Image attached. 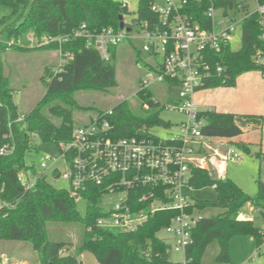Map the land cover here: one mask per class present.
I'll return each instance as SVG.
<instances>
[{"label": "trees", "instance_id": "1", "mask_svg": "<svg viewBox=\"0 0 264 264\" xmlns=\"http://www.w3.org/2000/svg\"><path fill=\"white\" fill-rule=\"evenodd\" d=\"M152 0H137L136 16L138 20L153 22L156 16L150 11ZM264 5V0H255ZM243 0H211L213 6L222 9L224 14L247 10ZM1 5L11 8V17L0 20V35L5 41L14 39L25 44V37L32 32L37 37L66 35L80 29L82 25L91 32L103 28L118 30L119 17L128 13L124 2L115 0H0ZM210 3L202 1L191 3L186 11L202 27H207L206 11ZM241 6V9L238 7ZM15 17V18H14ZM258 15L253 13L243 20L240 28V48L233 51L231 45L219 55H213L212 67L220 66L225 71L226 83L220 78H212L203 84L201 90L219 87H233L243 74L259 72L264 75V64H256V51L264 52V43L260 41ZM26 45V44H25ZM24 45V47H25ZM13 42L12 50L27 52ZM57 45L39 50H58ZM7 49L0 44V56ZM63 54H72V60L54 72L44 70L41 78L45 84V93L34 107L22 114L13 101V90L8 86V79L0 61V146L7 135L15 145V151L9 156H0V240L18 241L31 245L38 255V264H83L80 256L90 253L98 264H177L166 253L167 245L156 237L157 232L170 224L175 215L172 212H158L138 230L120 233L115 230L96 228L97 218L104 215L97 207L101 197L98 189L89 188L82 197L86 200V213L83 217L75 208V198L68 191L54 188L44 176L39 178L32 190L25 191L18 183V174L33 167L25 165L26 155L33 149V142L38 138L58 149L60 144L71 140L74 129L75 110L81 108L75 95L79 92L107 93L117 85L115 52L111 58L103 61L99 54L86 47L84 39L71 40L60 47ZM37 49H34L35 51ZM146 68L153 70L150 64ZM58 67V66H57ZM155 71V70H153ZM45 77L47 80H45ZM163 84H171L163 82ZM142 100L147 115L132 116L125 102H120L107 117L111 131L109 137L123 139L136 137L138 132H145L150 127H170L159 118V102L149 99L148 89L136 93ZM149 99V100H148ZM264 100V95H263ZM178 101V100H177ZM105 112L92 117L87 125L100 118ZM23 120L18 122V118ZM198 118L204 122L202 135L206 138H219L230 141L236 150L251 154L252 145L260 147L261 133L257 142H233L247 129L259 130L263 125L261 115H235L212 110L201 111ZM147 134V133H146ZM264 154L259 148L254 157ZM190 186L194 190L213 187L216 197L212 201H194L190 210L202 212L206 209H220L218 216L201 218L192 230V243L186 250L189 264H201L206 249L212 243L218 247L215 261L229 263V244L234 237H253L259 249L264 240L262 230L256 228L251 220L240 219L239 215L246 206L254 210L264 209V182L257 181V192L250 196L236 184L226 178H213L207 170L193 169ZM49 224H75L83 232L76 246L66 240L49 239Z\"/></svg>", "mask_w": 264, "mask_h": 264}, {"label": "built area", "instance_id": "2", "mask_svg": "<svg viewBox=\"0 0 264 264\" xmlns=\"http://www.w3.org/2000/svg\"><path fill=\"white\" fill-rule=\"evenodd\" d=\"M202 1L210 3L205 13L207 27H202L186 11L191 3ZM149 8L156 20L148 22L136 16L130 24L124 22L125 28L131 29L130 33L112 28L91 33L82 25L60 36L37 37L30 32L25 37V47L34 50L57 45L59 71L73 58L72 54H63L60 49L71 40L84 39L86 47L94 49L105 62L110 60L111 50L125 40H142V52L150 59L147 64L155 71L146 68L139 90L165 81L180 85L184 100L178 99V104L171 109L184 114L186 120L173 127L166 138L144 132L142 137L114 139L109 137L111 125L107 117L112 114L109 110L92 123L74 127L71 140L60 144L56 156L47 155L41 159L43 173L29 178L28 170L22 171L18 174V183L23 190H32L39 178H47L45 173L50 165H60L53 168L51 175L68 183V192L75 200L83 198L89 188L98 189L101 197L116 196V201L108 210H103L104 215L97 218L94 226L120 233L140 229L158 212L175 213L170 224L160 229L167 234L166 239L160 240L167 245V254L182 255V261L177 264H189L186 250L192 243V230L200 219L194 215L195 209L190 210L193 202L188 192L194 190L189 184L192 170H207L202 158L206 152H212L223 164L242 162L241 154L234 147L227 146L220 152L217 147L208 145L210 138L202 135L204 122L198 118L200 111L193 96L212 78L226 83L224 69L212 67L213 55L221 54L234 42L236 34H240L241 23L253 13L258 15L259 39L264 43V5L256 4L254 11H239L236 15L224 14L211 0H152ZM0 43L13 45L12 41L0 40ZM254 61L264 64V52L256 51ZM262 77L264 79V75ZM22 120L20 116L17 121ZM3 139L0 156L5 157L13 154L15 145L7 135ZM259 212L264 216V209ZM262 232L264 234V229ZM0 264H8V261L0 258Z\"/></svg>", "mask_w": 264, "mask_h": 264}, {"label": "rangeland", "instance_id": "3", "mask_svg": "<svg viewBox=\"0 0 264 264\" xmlns=\"http://www.w3.org/2000/svg\"><path fill=\"white\" fill-rule=\"evenodd\" d=\"M118 2H124L127 5L128 13L124 16V22L130 24V22L136 19L137 0H115ZM247 6V10L254 11L256 8L255 0H243ZM12 10L6 5L0 4V20L3 18L11 17ZM15 18V17H14ZM1 29V26H0ZM136 31V29L134 30ZM29 34V33H28ZM0 40L5 41V38L0 35ZM14 42L17 45H23L21 48H26L20 41L11 39L6 42ZM142 40L128 39L121 43L115 52V65H116V80L117 85L111 88L107 93L101 92H79L75 95V100L81 108L86 110H75L74 115V127L84 125L89 120L96 116L99 112H107L112 110L120 102H125L128 111L132 116L145 117L147 115L146 110L143 108L144 100H142L136 93L139 90V83L147 73L146 63L150 59L142 52ZM6 45L7 49H4L0 56V61L4 69V75L8 79V86L14 92L13 101L22 114L28 113L34 105L41 99L45 93V84L41 78L44 77V70L49 69L54 72L59 63L58 53L54 50H29L27 52H18L12 50L10 44ZM43 48V47H42ZM233 51H237L240 48V34H236L234 42L231 44ZM27 49V48H26ZM45 80L47 78L45 77ZM224 88V87H219ZM182 87L178 84H154L148 88L149 99L159 102V118L170 124V127H150L146 129V133L149 136L158 138H166L173 130V127L179 125L186 120L184 114L178 112V110H172L171 107L178 104V99L181 97ZM209 90V89H208ZM208 90H200L194 94V100L199 98L198 94L208 92ZM148 99V100H149ZM198 111L202 110L201 107H197ZM259 132L256 129H247L240 137L232 139L233 142H253L256 144ZM223 147H220V144ZM230 141L219 138H210L208 145L211 147H217L220 152L227 146H230ZM259 151V147L252 145L251 154L247 155L238 151L241 154L242 162L225 164L221 163L212 152H206L202 154L204 160V168L208 170V173L215 179L226 178L236 184L243 192L253 196L257 192V181L264 182V156L261 158L254 157V153ZM58 149L56 146L50 143H44L38 138L34 139L33 149L25 157V165L33 167V171L28 169L29 178L36 177L43 173L40 167L41 159L47 155L56 156ZM50 164V163H49ZM60 165L51 166L47 175L48 182L58 190H69L67 182L53 178L51 175L53 168ZM224 168V172H222ZM32 171V172H31ZM188 197L191 202L194 201H212L216 197V193L213 187H207L199 190H192L188 192ZM75 208L81 217L86 213V200L84 198L75 200ZM116 201L114 195H103L99 198L97 207L102 210H108L113 202ZM249 207L246 206L242 209L239 218L250 219L253 225L262 230L264 229V216L258 211L254 210L248 212ZM222 213L220 209H206L202 212H195L196 218H209L212 216H218ZM49 239L53 241L66 240L72 243V246H76L81 239L83 229L79 225L75 224H49L47 226ZM159 239H166L167 234L164 231H159L156 234ZM247 248H251L253 254L249 256L248 260L262 261L264 259V240L259 250L260 254H256V245L253 237L238 236L234 237L230 241V262L231 264L239 263L244 259L243 254ZM218 251L216 243H212L206 249L201 264H229V263H217L215 261V255ZM86 264H98L96 259L90 253H84ZM247 257V256H246ZM0 258H4L8 261V264H38V255L35 253L31 245L18 241H5L0 240ZM170 260L173 263H179L182 261V255L172 252L169 255Z\"/></svg>", "mask_w": 264, "mask_h": 264}, {"label": "crops", "instance_id": "4", "mask_svg": "<svg viewBox=\"0 0 264 264\" xmlns=\"http://www.w3.org/2000/svg\"><path fill=\"white\" fill-rule=\"evenodd\" d=\"M198 95L199 98L194 100L193 97V101L197 107L203 108L200 112L212 110L219 113H231L235 115H261L263 118V125L262 128L257 131L261 133L262 136L259 148L261 153L264 154V79L259 72H249L241 75L236 80L233 87L209 89L208 92ZM248 209V212L253 211L252 207ZM259 249L256 248V254L258 255L261 251ZM251 254H253V251L251 248H247L243 254L244 259L235 264H264L263 258L262 261H253L254 259L251 258L252 262H249L250 260H248V258ZM85 259L84 253L81 254L80 261L83 264H86ZM229 264H231L230 261Z\"/></svg>", "mask_w": 264, "mask_h": 264}, {"label": "water", "instance_id": "5", "mask_svg": "<svg viewBox=\"0 0 264 264\" xmlns=\"http://www.w3.org/2000/svg\"><path fill=\"white\" fill-rule=\"evenodd\" d=\"M118 19H119V25H118V28H119L120 30L125 29V31H126L127 33H130V32H131V29L128 28V27L125 28V23H124L123 17L120 16ZM143 135H144V132H138V133H137V136L142 137ZM75 199H76V198H75Z\"/></svg>", "mask_w": 264, "mask_h": 264}]
</instances>
